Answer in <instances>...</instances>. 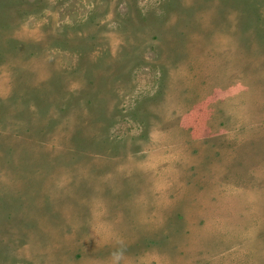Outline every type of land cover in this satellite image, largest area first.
<instances>
[{"label":"rangeland","instance_id":"rangeland-1","mask_svg":"<svg viewBox=\"0 0 264 264\" xmlns=\"http://www.w3.org/2000/svg\"><path fill=\"white\" fill-rule=\"evenodd\" d=\"M0 264H264V0H0Z\"/></svg>","mask_w":264,"mask_h":264}]
</instances>
